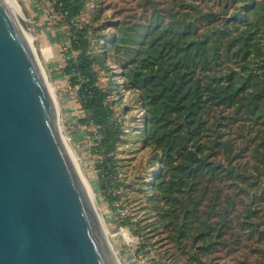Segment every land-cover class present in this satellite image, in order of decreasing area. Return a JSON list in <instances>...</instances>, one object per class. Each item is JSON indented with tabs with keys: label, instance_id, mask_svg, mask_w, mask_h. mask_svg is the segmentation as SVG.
<instances>
[{
	"label": "trees",
	"instance_id": "1",
	"mask_svg": "<svg viewBox=\"0 0 264 264\" xmlns=\"http://www.w3.org/2000/svg\"><path fill=\"white\" fill-rule=\"evenodd\" d=\"M51 1L72 31L64 72L79 122L95 127L101 192L120 226L152 246L155 230L172 264H264V0H97L82 27L89 0ZM122 90L139 106L135 138L148 157L136 221L118 179Z\"/></svg>",
	"mask_w": 264,
	"mask_h": 264
},
{
	"label": "water",
	"instance_id": "2",
	"mask_svg": "<svg viewBox=\"0 0 264 264\" xmlns=\"http://www.w3.org/2000/svg\"><path fill=\"white\" fill-rule=\"evenodd\" d=\"M26 29L0 0V264H121Z\"/></svg>",
	"mask_w": 264,
	"mask_h": 264
},
{
	"label": "rangeland",
	"instance_id": "3",
	"mask_svg": "<svg viewBox=\"0 0 264 264\" xmlns=\"http://www.w3.org/2000/svg\"><path fill=\"white\" fill-rule=\"evenodd\" d=\"M16 1L24 18L27 19L29 28L27 31L31 34L33 45L45 70L47 79L54 89L62 135L75 153L81 169L96 194L95 203L108 232V237L121 264H135L131 261L133 246L131 245L132 241L127 237L128 229L120 226V220L108 204L105 195L101 192L97 165L99 156L93 152L95 135L91 133L95 131V127L79 122L81 118L85 117V112L77 95L78 86H72L69 77L64 72L68 49L71 46L72 31L69 29L68 24L63 21L62 15L55 11L51 0ZM99 9L97 0H89L88 6L80 18V26H84L85 23H93L92 19L99 12ZM100 21H103V19ZM100 21L97 23H100ZM92 32L93 29H91V37L93 35ZM95 51H97V48L93 42L90 52ZM76 54L77 52L73 53V55ZM95 69L98 72V85L107 88L110 77L106 74L105 69L99 64L95 65ZM116 79L118 83L123 82L119 77ZM121 92L124 94V104H115L119 121L124 120L123 127L125 128L123 141L119 143L117 152L118 170L122 174L118 176V179L124 181L123 183L125 184L121 191H125L124 189L128 191L127 198L129 201L123 198L124 204L127 205L125 212L129 213V215H137L136 221L146 217L144 214L145 210L141 204L137 206L138 202L134 200L142 195L138 191H134L136 187L134 184L143 175L144 171L148 170V165L146 164L148 157L147 153L139 150L141 141H137L135 138L137 133L135 128L140 124L139 117L141 112H139V106L134 103V99L130 94L125 93L124 90ZM109 99H118V93H113ZM127 104L130 105V111H125L124 109ZM143 204L145 205V202ZM147 223L142 222L145 226ZM137 227L139 225L135 223L134 228ZM143 230L150 231L149 228ZM131 235L137 237L134 233H131ZM149 235L152 236L149 240L155 243L153 247L160 258L172 253L171 245L161 239V236L155 230L149 232ZM175 264H181V262L176 261Z\"/></svg>",
	"mask_w": 264,
	"mask_h": 264
},
{
	"label": "built area",
	"instance_id": "4",
	"mask_svg": "<svg viewBox=\"0 0 264 264\" xmlns=\"http://www.w3.org/2000/svg\"><path fill=\"white\" fill-rule=\"evenodd\" d=\"M127 237L132 241L131 245L133 246V249L131 261L135 264H172L171 260L160 258L156 253V249L152 245L143 244L144 241L142 237L132 236L129 230H127Z\"/></svg>",
	"mask_w": 264,
	"mask_h": 264
},
{
	"label": "bare ground",
	"instance_id": "5",
	"mask_svg": "<svg viewBox=\"0 0 264 264\" xmlns=\"http://www.w3.org/2000/svg\"><path fill=\"white\" fill-rule=\"evenodd\" d=\"M6 1H7L8 5H9L11 11L14 13V15H15L17 18H20V19L26 20V19L24 18V16H23V13H22V11H21V9H20V7H19V4L17 3L16 0H6ZM27 30H28V29H26L25 31H26V33H27V35H28L30 41H33V39L31 38V34H30ZM44 72H45V70H44ZM45 75H46V73H45ZM46 77H47V75H46ZM48 83H49V86H50V90L52 91V94H53V96H54V89H53V87H52V85L50 84L49 81H48ZM54 98H55V97H54ZM64 140H65V144L67 145L68 150H69V152H70V156L72 157V159H73V161H74V163H75V165H76V169L78 170V173H79L81 179L84 181L86 191H87V193L89 194V196H90V198L92 199V201L94 202V204L96 205V203H95V197H96V194H95L94 190L92 189L90 183L88 182V180H87V178H86V176H85L83 170L81 169L80 164H79V162H78V159H77L75 153L72 151L71 147H70V146L68 145V143L66 142V139H64ZM96 208H97V206H96ZM97 211H98V209H97ZM98 212H99V211H98ZM99 214H100V213H99ZM100 217H101V216H100Z\"/></svg>",
	"mask_w": 264,
	"mask_h": 264
}]
</instances>
